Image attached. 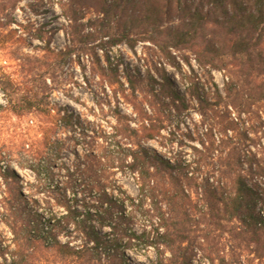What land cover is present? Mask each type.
I'll return each mask as SVG.
<instances>
[{"label": "trees", "instance_id": "trees-1", "mask_svg": "<svg viewBox=\"0 0 264 264\" xmlns=\"http://www.w3.org/2000/svg\"><path fill=\"white\" fill-rule=\"evenodd\" d=\"M168 1L182 6L184 13L176 27L163 32L156 30L170 39L168 48L187 50L194 55L198 66L226 73V99L239 96L264 105V0ZM196 2L198 7L209 3L210 10L203 12L195 6ZM154 14L161 19L162 15L158 16L156 11ZM6 17L0 16L1 47L13 39L23 42L27 34L22 32L15 38L13 35L19 30H7L8 25L2 21ZM29 37L44 45L41 58L56 60L74 53L86 55L89 48L84 45L77 50L72 40L64 49L55 51L50 49V40L45 39L43 32L35 31ZM127 39L124 35L121 40L110 42L109 47H117L118 43L127 45ZM16 60L21 66L26 59ZM98 65L104 70L100 62ZM37 77L42 78L41 74ZM184 80L182 76L179 78L183 85ZM160 82L163 96L155 90L151 96L159 108L152 102H148L150 112L141 108L139 126L125 124L120 130L111 128V132L104 134L105 145L86 150L83 157L76 151L72 153L75 159L72 174L77 177L73 181L75 188H70V192L67 187L57 189L60 194L55 196L54 206L60 211L50 212L47 220L24 205L17 186L19 177L11 167L12 153L10 150L5 153L0 147V161L4 163L3 171L0 166V178L7 196L1 207L2 221L12 236L8 245L2 247L0 243V264H144L125 255L126 250L134 252L133 248L139 247L134 242H142L145 251L153 249L156 257L149 264H264V131L257 138L256 152L249 146L241 150L240 146L246 142L253 143L248 136L246 142L221 140L212 156L215 165L211 176L203 184L189 178L182 182L177 173L181 166L144 146L164 129L159 116L166 111L170 113L171 105L184 106L186 101V94L180 93L168 78ZM19 87L17 84L16 91L11 93L0 87L5 97L0 108L15 118L31 122V126L27 123L28 134L21 143L23 162L14 163L37 177L40 164H47L50 153L57 157L61 151H67L65 140L73 136L76 143H83L88 136L83 130L76 139L72 130L78 124L75 115L67 110L61 113L48 94L40 89L24 91ZM186 90L200 104L206 102L197 86L191 84ZM117 115L116 122L120 124ZM65 129L71 133L64 134ZM76 146L84 149L81 144ZM115 172L133 181L137 199L116 184ZM77 187L83 191L82 197L75 190ZM144 201L153 205L158 229L163 230L155 236L157 243L148 242L144 234H126L121 226L124 223L121 221L127 218V207H142ZM188 223L193 224L192 236L184 232ZM105 228L110 232L118 229L124 234L110 240L100 233ZM62 231L73 234L71 241L75 243L60 242L58 234ZM194 252L198 262H193Z\"/></svg>", "mask_w": 264, "mask_h": 264}, {"label": "rangeland", "instance_id": "rangeland-1", "mask_svg": "<svg viewBox=\"0 0 264 264\" xmlns=\"http://www.w3.org/2000/svg\"><path fill=\"white\" fill-rule=\"evenodd\" d=\"M198 4L196 2L195 6L198 7ZM210 7L209 3L204 2L198 8L206 12ZM1 8L2 17L7 16L2 19L8 25L7 30H19L13 35L15 38L22 32L27 34L23 42L13 39L6 47L0 46V87L9 93L16 91L17 84L24 91L32 88L42 90L49 95L51 102L57 104L61 113L67 110L75 115L78 124L72 130L77 135L76 139L83 130L88 136L83 143H76L78 141L73 136L65 140L64 149L67 151H61L57 157H52L50 153L47 164H40L39 176L36 177L28 169H20L14 163L18 160L23 162L21 143L28 134L27 123L31 126V122L15 118L0 108V147H3V152L10 150L12 153L11 167L19 177L17 186L24 205L30 212L40 214L44 220L50 218V212L60 211L54 206V198L60 194L57 189L67 187L70 192V188H75L73 181H77V177L72 174L75 163L72 153L76 151L83 157L86 150H97L105 145L102 142L104 134L111 132V128L120 130L125 124L134 128L139 126L141 108L150 112L148 102L159 108L151 96L153 90L163 96L160 81L164 78H168L180 93L186 94V101L184 106L180 103L171 105L170 113L166 111L165 115L159 116L164 129L155 140L145 142L144 146L163 158L175 161L176 166H181L182 169L177 173L182 182L189 178L194 179L196 184H203L211 176L215 165L212 156L221 140L246 142L244 139L248 136L253 143L247 145L246 142L240 148L245 151L247 148L244 147L249 146L256 152L254 146L259 140L257 138L261 136L260 131H264V105L239 96L237 99L232 96L226 99V73L198 66L194 55L187 50L168 48L170 39L156 31L159 29L163 32L176 27L178 18L184 16L183 7L176 6L175 1L0 0ZM155 11L159 13L158 16L162 15L161 19L156 17ZM167 11H170V15H166ZM35 31L43 32L45 39L50 40V49L55 51L64 49L72 40L77 50L87 45L88 51L86 55L74 53L69 58L62 56L56 60L41 58L44 45L29 37ZM124 35L128 36L127 45L118 43L117 47H109L110 42L121 40ZM17 58L26 60L20 66ZM97 61L104 70L99 68ZM39 74L42 78L37 77ZM181 76L185 78V85L179 81ZM109 82L113 84L109 85ZM128 82H131L133 91ZM191 84L197 86L205 103L200 104L186 90ZM4 103L5 97L0 90V107ZM117 114L120 115V124L116 122ZM68 131L71 133V130L65 129L64 134L67 135ZM30 135L33 136V132ZM76 144L83 145L84 149ZM0 166L3 171L2 161ZM113 180L137 199L135 184L127 175L124 177L115 172ZM75 190L80 197L83 196L79 187ZM5 191V183L0 178L2 247L12 239L2 221L4 211L1 207L6 203L4 198H7ZM126 216V221H121L124 222L121 226L125 228L126 234H144L148 242L157 243L155 236L163 230L158 229L150 201H144L142 207L128 206ZM184 230L192 236L193 224L188 223ZM100 233L109 236L110 240L124 234L118 229L110 232L108 228ZM73 236L65 234V231L58 234L62 243L70 241L74 244L71 241ZM125 240L123 238V242ZM134 243L139 249L133 248L135 253L125 251L129 260L144 264L155 260L153 249L145 251L142 242ZM192 259L198 262L195 252Z\"/></svg>", "mask_w": 264, "mask_h": 264}]
</instances>
